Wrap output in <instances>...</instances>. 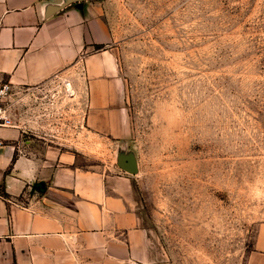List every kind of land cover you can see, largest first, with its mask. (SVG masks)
I'll return each mask as SVG.
<instances>
[{"label":"rangeland","instance_id":"374dc122","mask_svg":"<svg viewBox=\"0 0 264 264\" xmlns=\"http://www.w3.org/2000/svg\"><path fill=\"white\" fill-rule=\"evenodd\" d=\"M97 1L129 136L89 138L62 80L17 107L27 125L13 123L37 145L79 148L82 165L134 154L152 264H248L264 221V0Z\"/></svg>","mask_w":264,"mask_h":264},{"label":"crops","instance_id":"0c3cea01","mask_svg":"<svg viewBox=\"0 0 264 264\" xmlns=\"http://www.w3.org/2000/svg\"><path fill=\"white\" fill-rule=\"evenodd\" d=\"M71 1L0 0V83L24 94L13 121L30 94L67 80L87 136L125 140L123 81L102 6ZM21 125L0 130V264H152L131 174L109 163L82 165L79 148L61 142L37 145ZM248 264H264V221Z\"/></svg>","mask_w":264,"mask_h":264},{"label":"built area","instance_id":"2783aa9c","mask_svg":"<svg viewBox=\"0 0 264 264\" xmlns=\"http://www.w3.org/2000/svg\"><path fill=\"white\" fill-rule=\"evenodd\" d=\"M54 83V81H53ZM62 85L67 95L72 93L69 82L62 80ZM24 94L9 82L0 83V130L14 126L13 110L20 103ZM4 142L0 135V148Z\"/></svg>","mask_w":264,"mask_h":264},{"label":"water","instance_id":"95a60500","mask_svg":"<svg viewBox=\"0 0 264 264\" xmlns=\"http://www.w3.org/2000/svg\"><path fill=\"white\" fill-rule=\"evenodd\" d=\"M72 1H83V0H72ZM71 1V2H72ZM116 165L122 171L128 174H135L137 172V163L133 153L131 152H118L116 157ZM37 189H42V184L38 183L36 185Z\"/></svg>","mask_w":264,"mask_h":264},{"label":"trees","instance_id":"16d2710c","mask_svg":"<svg viewBox=\"0 0 264 264\" xmlns=\"http://www.w3.org/2000/svg\"><path fill=\"white\" fill-rule=\"evenodd\" d=\"M102 46L101 45H95V48L99 49L101 48ZM0 195L3 196V197H6V194L0 190Z\"/></svg>","mask_w":264,"mask_h":264}]
</instances>
